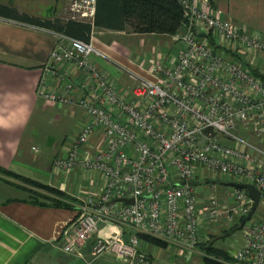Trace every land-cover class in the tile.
Listing matches in <instances>:
<instances>
[{
    "label": "built area",
    "instance_id": "obj_1",
    "mask_svg": "<svg viewBox=\"0 0 264 264\" xmlns=\"http://www.w3.org/2000/svg\"><path fill=\"white\" fill-rule=\"evenodd\" d=\"M177 1L185 12L174 34L179 57L157 56L154 79L130 72L135 83L130 93L93 63L94 56L105 55L92 39L86 43L47 30L59 44L49 52L38 97L78 107L86 117L53 164L103 180L102 191L71 203L77 217L61 250L78 255L92 242L93 260L112 254L126 264H152L139 234L187 256L212 241L203 236L211 226L229 231L238 225L244 245L229 248L232 261L264 264V81L253 68L264 60V38L226 20L208 0ZM70 2L69 18L93 23L96 0ZM60 66L79 71L83 80L67 81L56 71ZM49 73L66 85L64 93L49 88ZM95 138L103 146L91 150ZM233 182L260 192L263 215L258 219L257 209L251 224L253 218L242 221L254 200L229 186ZM132 199L130 205L121 201ZM103 224L118 230L100 238Z\"/></svg>",
    "mask_w": 264,
    "mask_h": 264
},
{
    "label": "crops",
    "instance_id": "obj_2",
    "mask_svg": "<svg viewBox=\"0 0 264 264\" xmlns=\"http://www.w3.org/2000/svg\"><path fill=\"white\" fill-rule=\"evenodd\" d=\"M70 1L0 0V6L13 8L21 15L52 21L69 18ZM214 8L222 10L226 20L264 38V0H216ZM22 27L43 34L37 35ZM51 36L56 37L47 30L0 14V167L35 183L61 190L77 202L92 192L102 191L103 180L101 175L84 170L59 171L53 164L66 152L68 142L79 133L86 117L78 107L54 104L38 97L36 89L41 77L46 76L45 64L54 45ZM174 36L97 29L91 38L105 59L94 56L93 63L109 75L121 92L130 93L135 83L122 75H115L110 66L116 70L123 68L140 78L154 79V57H179L181 48ZM139 38H160L156 44L159 50L153 53V57L142 48L143 45L138 47L135 40ZM227 54V58L237 59L233 53ZM253 68L263 73L264 81V60L257 61ZM56 71L67 81L84 78L77 70L69 72L66 66L57 67ZM48 77L49 88L64 93L66 85L58 82L51 73ZM102 146L101 139L95 138L91 150ZM34 201L27 186L0 175V264H126L112 254L93 260L92 242L78 255L63 252V236L75 221L77 209ZM116 230L118 228L103 224L97 236L110 237ZM225 230L222 226H211L203 231V236L208 234L217 247L214 236L218 232L225 234ZM142 241L141 247L149 254L152 264H191L194 256L201 254L199 248L197 253L186 256L170 251L168 246L164 248Z\"/></svg>",
    "mask_w": 264,
    "mask_h": 264
},
{
    "label": "trees",
    "instance_id": "obj_3",
    "mask_svg": "<svg viewBox=\"0 0 264 264\" xmlns=\"http://www.w3.org/2000/svg\"><path fill=\"white\" fill-rule=\"evenodd\" d=\"M97 8L93 23L73 20L71 18H61L55 20H44L28 15H21L17 10L9 7L0 6V14L3 17L19 21L21 23L64 34L73 39L86 43L91 42L95 30H108L113 32H125L130 30L134 34L140 35H174L178 34L185 21L182 5L177 0H96ZM214 7L216 0H208ZM0 175L10 177L23 184H32L35 187H42L63 197L64 202H52L55 207L73 208L70 203H76L75 200L65 195L61 190L47 187L31 180L15 175L8 170L0 167ZM39 204V201H34ZM42 203V202H41ZM44 204V203H42ZM49 204V203H47ZM74 209V208H73ZM241 226H235L229 230L227 235L240 229ZM141 239L147 240L157 246L166 248L167 244L159 239L139 234ZM213 242L200 245V251L214 253L223 256V251L216 249ZM206 264L211 263L206 259Z\"/></svg>",
    "mask_w": 264,
    "mask_h": 264
},
{
    "label": "rangeland",
    "instance_id": "obj_4",
    "mask_svg": "<svg viewBox=\"0 0 264 264\" xmlns=\"http://www.w3.org/2000/svg\"><path fill=\"white\" fill-rule=\"evenodd\" d=\"M69 6H70V4H69ZM68 13H69V11H68ZM22 28L28 29L25 27H22ZM28 30H30V32H32L34 34L37 33V35L43 34L39 31L32 30L30 28ZM51 37H53V36H51ZM53 40H54V45H53L50 52L55 50V47L59 44V40L57 37H53ZM159 40H160V38H139V39L135 40V42L138 44L139 48H141L143 45L142 48H144L149 54H152L151 56L153 57V55H154L153 53H155L159 50L158 46L156 45ZM152 50H154V52H152ZM162 50H164V49H162ZM140 56L142 59L143 56L142 55H140ZM154 58L156 59V57H154ZM110 69H111V72H113V71L115 72V75H122L124 78L126 77L128 79H131V74H129L130 72L129 71L125 72V70L123 68H122V70H119V69L116 70V68H113L112 66H110ZM118 72H119V74H118ZM122 76H120V77H122ZM19 182H20V180H19ZM24 186L28 187L29 192H30V198L35 200V201H39V202H43V203H49V204H51L52 202H55V201L56 202H61V201L64 202L65 201V200H63L64 199L63 197H60L58 194L53 193L49 190L43 189L42 187H37V186L35 187L32 184H24ZM256 215H257V218L259 219V217L263 215V209L259 208L257 210ZM254 221H255V218H253L252 221L248 224H251ZM248 224H247V226H248ZM228 232L229 231L225 232V234L222 232H218V234H216L214 236V238H217V239H215V242H217V247L215 245L214 246L216 247V249L223 251V256H218V255L211 253V252L201 251V254H196V256H194L195 259L191 262V264H206V259H208L211 263H214V264H223L221 262V260H224L226 262V264H235L232 261V257L230 256L231 250L229 248H232L233 250H235V249L241 248L244 245V243H243L244 242L243 231L242 230H240V231L236 230L235 232L231 233V235H232L231 238L229 235H227ZM228 234H230V233H228ZM228 251H230V252H228Z\"/></svg>",
    "mask_w": 264,
    "mask_h": 264
},
{
    "label": "water",
    "instance_id": "obj_5",
    "mask_svg": "<svg viewBox=\"0 0 264 264\" xmlns=\"http://www.w3.org/2000/svg\"><path fill=\"white\" fill-rule=\"evenodd\" d=\"M229 186L233 188L246 190L249 196L254 200V204H253L251 212L242 221V225H244L245 223L249 222L253 218L252 216L255 214L256 210L259 207L258 204L260 203V192L254 186L248 185V184H237L233 182V183H230ZM121 201L129 205L134 203L133 199L132 200H121Z\"/></svg>",
    "mask_w": 264,
    "mask_h": 264
}]
</instances>
